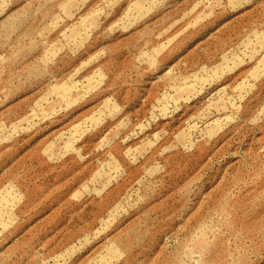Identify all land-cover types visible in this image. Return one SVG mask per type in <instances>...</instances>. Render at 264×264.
I'll return each instance as SVG.
<instances>
[{"label": "rangeland", "instance_id": "obj_1", "mask_svg": "<svg viewBox=\"0 0 264 264\" xmlns=\"http://www.w3.org/2000/svg\"><path fill=\"white\" fill-rule=\"evenodd\" d=\"M0 264H264V0H0Z\"/></svg>", "mask_w": 264, "mask_h": 264}]
</instances>
